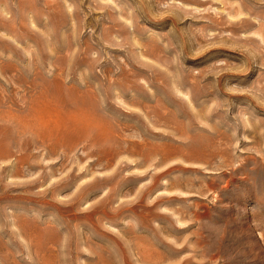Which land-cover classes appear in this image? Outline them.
<instances>
[{"label":"rangeland","instance_id":"obj_1","mask_svg":"<svg viewBox=\"0 0 264 264\" xmlns=\"http://www.w3.org/2000/svg\"><path fill=\"white\" fill-rule=\"evenodd\" d=\"M0 264H264V0H0Z\"/></svg>","mask_w":264,"mask_h":264},{"label":"bare ground","instance_id":"obj_2","mask_svg":"<svg viewBox=\"0 0 264 264\" xmlns=\"http://www.w3.org/2000/svg\"><path fill=\"white\" fill-rule=\"evenodd\" d=\"M29 102V101H28ZM95 149V148H94Z\"/></svg>","mask_w":264,"mask_h":264}]
</instances>
